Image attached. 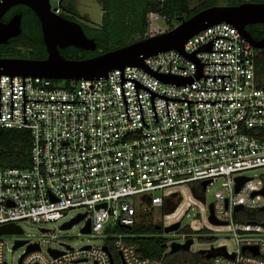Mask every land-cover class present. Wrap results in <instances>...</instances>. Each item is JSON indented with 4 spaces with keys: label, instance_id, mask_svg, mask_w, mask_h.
Here are the masks:
<instances>
[{
    "label": "built area",
    "instance_id": "1",
    "mask_svg": "<svg viewBox=\"0 0 264 264\" xmlns=\"http://www.w3.org/2000/svg\"><path fill=\"white\" fill-rule=\"evenodd\" d=\"M263 56L264 49L222 23L190 38L183 52L160 53L144 67L115 69L99 80L0 76V129L26 131L31 139L28 168L0 169V227L22 230L0 235V264H8L9 237L10 252L23 249L18 264H163L173 242L161 259L145 258L116 232L171 197L182 199L171 218L181 219L195 201L196 234L182 237L194 241L190 251L214 255L206 264H264V196H253L264 191V174L248 176L264 171V86L257 77ZM240 178L247 181L236 192ZM218 181L210 205L223 225L215 226L192 190L206 199ZM76 209L86 215L82 230L90 222L84 235L103 237V245L73 248L45 227ZM169 216L164 227L175 224ZM26 224L39 236L23 238ZM204 230L216 240L192 249Z\"/></svg>",
    "mask_w": 264,
    "mask_h": 264
},
{
    "label": "water",
    "instance_id": "2",
    "mask_svg": "<svg viewBox=\"0 0 264 264\" xmlns=\"http://www.w3.org/2000/svg\"><path fill=\"white\" fill-rule=\"evenodd\" d=\"M23 5L29 7L38 16L43 34V40L47 50V58L44 60L31 59H0V76H20V77H41L53 80H99L107 78L108 74L115 69L130 67H144L147 58L156 56L171 50L179 52L184 51L187 41L200 32L210 27L227 23L236 27L244 39L256 49H264V38L255 41L247 31L250 25L264 24V3H244L239 6H218L205 9L188 20H182L174 29L156 36L149 37L143 41L135 42L123 48L110 51L99 56L85 60H67L59 52L60 49L75 47L84 51H95L97 43L90 39L84 33L79 23L69 21L61 15H56L51 9L50 0H1L0 1V45L7 44L9 40L17 38L22 34V14H17L6 23L2 21L3 17L14 7ZM61 6V2L59 3ZM163 82L170 84H184L186 81L169 76H157ZM247 179L237 180L236 192ZM208 183H204L203 187ZM194 198L202 204H206L205 197H197L194 189L192 190ZM263 195L264 191L253 194ZM209 221L220 226L214 215L213 205H209ZM86 215H79L71 222L64 224L61 229L68 230L74 225L82 222ZM181 227L176 223L169 227H164V233H175ZM130 230V227H124ZM161 228V227H159ZM91 231L90 222H87L85 229L81 230L83 234H89ZM19 227L9 225L0 227V235L21 234ZM193 240H188L184 245L172 244L170 253L178 251H190ZM23 242H18L16 247L22 246ZM38 247L29 251L37 250ZM55 257L61 255L56 251H50ZM205 254V251H199ZM214 257L209 253L207 258Z\"/></svg>",
    "mask_w": 264,
    "mask_h": 264
},
{
    "label": "trees",
    "instance_id": "3",
    "mask_svg": "<svg viewBox=\"0 0 264 264\" xmlns=\"http://www.w3.org/2000/svg\"><path fill=\"white\" fill-rule=\"evenodd\" d=\"M96 1L102 5L103 9L101 30L88 26H84V30L88 38L95 40L97 49L95 51H84L75 47H69L67 50L60 49L59 52L65 59L85 60L147 39V17L150 14H158L165 17L167 24L170 25L169 29L172 30L176 27L174 22L179 23L182 20H188L205 9L219 6L217 0H207L194 8L190 7V0ZM244 3H246L245 0H228L227 6L235 7ZM249 3L262 4L264 0H249ZM60 8L64 12L63 18L68 20L70 15L80 18L73 3L65 5V0H62ZM17 14H22V34L17 38L9 40L7 44L0 45V59H26L21 49L30 51L31 60L46 59L48 54L38 16L29 7L19 5L12 8L3 17L2 21L8 23ZM25 27H27V32H25ZM247 31L255 41H260L264 38V24L250 25L247 27ZM122 32H130L134 37H132L130 42H127ZM257 68L260 69L261 75L264 76V56L257 63ZM260 83L264 86L262 82ZM30 149L31 139L28 132L0 129V169L28 168L30 165ZM181 202V198H169L164 207L160 209L161 215L173 214ZM142 221L130 230L117 228L116 233L127 235L125 240L135 244L142 257L161 259L167 250V244L170 242L163 236V225L154 224L146 226ZM186 228L184 229L186 232H191L193 235L196 234L190 231L188 227ZM207 233V230L197 233L200 234L198 235V242L200 244H207L216 240L208 236ZM202 263H209L207 256L191 251L168 253L164 256L163 260V264Z\"/></svg>",
    "mask_w": 264,
    "mask_h": 264
},
{
    "label": "rangeland",
    "instance_id": "4",
    "mask_svg": "<svg viewBox=\"0 0 264 264\" xmlns=\"http://www.w3.org/2000/svg\"><path fill=\"white\" fill-rule=\"evenodd\" d=\"M60 1L61 0H52L51 1L52 8L58 7ZM205 1H207V0H190V7L194 8L196 6L203 4ZM227 1L228 0H217L219 6H227ZM245 1H246V3H249V0H245ZM72 3H74V5H75L74 7L76 8V11L80 15V19H81L80 22L84 26H88L91 28L93 27L95 29L101 30V26H102V22H103V9H102L101 4H99L96 0H70L67 4H72ZM151 15L152 14L148 15V17H147V20H148L147 35H148V38L170 31V29H169L170 25L169 24L164 23L161 18L155 19ZM180 23L181 22H179V23L174 22V25L178 26ZM25 32H27V27H25ZM122 34H123V36L127 42H130L132 37H134L130 32H122ZM21 52L23 53V55L25 56L26 59H30V55H29L30 51H28L26 49H21ZM259 70L260 69H258V71H257L258 72L257 73L258 80L264 84V76L261 75ZM262 174H264L263 170H257V171L248 173V176H250V177L255 176V175L260 176ZM221 183H222V181H218L215 185L210 187L208 193H206V206L207 207L215 201V198L217 197L218 193L221 190ZM198 190H199V192L201 191V186H198ZM193 203L194 204L192 205V208H190V210L181 219H180V217L171 218V216L166 215V216H169V218H170L167 222L173 221L175 224L176 223L181 224L180 229L175 233L166 234L163 231V236L166 237L170 241V244L172 242L173 243L176 242L179 245L184 244L185 240L183 239L182 236L185 233H188V234L191 233V232H186V230H184V229H187L186 227H188L190 229V231H194L191 223L196 218L195 214L198 212V208L195 207V201ZM182 209L183 208H181L178 211V213H176L175 215L180 214ZM83 213H84L83 209L73 210V211L69 212L68 216L64 220H62L60 222L46 224L45 227L49 230H52L51 233L59 236L58 241L64 242L65 244H68V245L72 246L73 248H81L83 246H101V245H103V243L106 242L103 237L81 234V230L85 224L83 221L74 225L72 228H70L68 230L60 231V228L64 223L69 222L73 218H75L78 215L83 214ZM142 222L146 226L154 225V224H157V225L162 224L164 227L165 220H164V216L161 215V212L158 209V210L154 211L150 216L144 218V220ZM140 223H141V221H140ZM23 229L25 232V235L22 236L23 238H25L27 236H29V237L39 236V230H38V227L36 225L26 224V225H23ZM191 236H192L191 239H193V237L195 238V236H193V235H191ZM14 238L15 237L7 238L8 243H7L6 251H5V260L7 261L8 264H18L20 256L23 253V249H18L17 251H14V252L9 251L13 248L12 241L14 240ZM197 241L195 242V245L192 249H195V246L198 247V249H204V246L201 245ZM46 248L47 247L44 245V249H46ZM51 248H58V245L57 244H51ZM191 252H193V251H191Z\"/></svg>",
    "mask_w": 264,
    "mask_h": 264
},
{
    "label": "flooded vegetation",
    "instance_id": "5",
    "mask_svg": "<svg viewBox=\"0 0 264 264\" xmlns=\"http://www.w3.org/2000/svg\"><path fill=\"white\" fill-rule=\"evenodd\" d=\"M65 5H68V4H65ZM63 13H64V12H61L60 15L62 16ZM77 13H78V12H77ZM69 17H70V18H68V20H69V21H72V22L79 23V24L82 26L84 33L86 34V32H85V30H84V25L80 22L81 19H80L79 17L75 16V15H70ZM67 49H68V48H67ZM67 49H62V50H67Z\"/></svg>",
    "mask_w": 264,
    "mask_h": 264
},
{
    "label": "crops",
    "instance_id": "6",
    "mask_svg": "<svg viewBox=\"0 0 264 264\" xmlns=\"http://www.w3.org/2000/svg\"><path fill=\"white\" fill-rule=\"evenodd\" d=\"M69 1H70V0H65V4H67ZM73 5H74V3H73ZM74 6H75V5H74Z\"/></svg>",
    "mask_w": 264,
    "mask_h": 264
}]
</instances>
